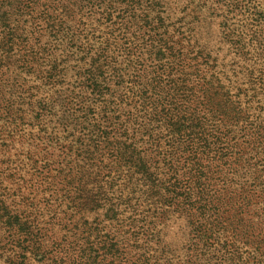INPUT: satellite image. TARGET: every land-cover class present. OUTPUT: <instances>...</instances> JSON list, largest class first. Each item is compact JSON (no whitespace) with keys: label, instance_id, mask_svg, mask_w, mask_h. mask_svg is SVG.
<instances>
[{"label":"trees","instance_id":"obj_1","mask_svg":"<svg viewBox=\"0 0 264 264\" xmlns=\"http://www.w3.org/2000/svg\"><path fill=\"white\" fill-rule=\"evenodd\" d=\"M78 1L0 0V148H5L0 149V238L20 257L12 263L23 264L27 253L42 247L33 205L47 201V192H63V218L79 206H107L102 221L132 210L128 233L134 228L137 237L146 236L136 222L144 214L135 211L129 196L137 175L154 198L151 205L189 217L193 237L212 246L211 264L240 263L246 250L251 264H261L264 220L243 219L241 210L252 196H264V118L252 119L220 81H199L189 67L209 55L167 23L162 0H149L142 18L134 12L140 0H125L120 8L119 0ZM95 17L97 25H90ZM10 68L17 74L14 81ZM46 123L78 131L82 142L76 151L83 164L76 155L67 165L57 157L39 164L30 150L23 159L11 157L5 137L27 140L24 124L39 127L41 136ZM248 153L257 159L250 183L258 181L261 188L250 189L251 196L242 200L249 183L234 184L230 177L242 163L248 166ZM230 210L234 218L228 217ZM88 222L64 223L74 241L65 247L55 242L53 252L71 255L62 263L125 264L118 237L104 235L100 222ZM79 230L82 235L76 236Z\"/></svg>","mask_w":264,"mask_h":264},{"label":"rangeland","instance_id":"obj_2","mask_svg":"<svg viewBox=\"0 0 264 264\" xmlns=\"http://www.w3.org/2000/svg\"><path fill=\"white\" fill-rule=\"evenodd\" d=\"M18 1L14 0V2ZM72 1L79 2L78 0ZM140 1L142 2L134 12L139 18H142L145 15L142 10L148 11L149 0ZM162 1L163 8L166 10L165 14L169 15L167 23L171 27L181 28L186 37L191 40L187 43L197 50L204 49L205 53L209 55L206 60H197L189 67L198 73L199 81L202 83L212 82L215 79L220 81L233 94H237L242 104L247 107V112L252 119L259 121L260 117L264 118V0ZM125 2V0H119L116 4L117 8L126 6ZM115 15H118L116 11ZM89 24L97 25V17L91 18ZM104 26L105 23L101 19V28ZM134 26L137 27L136 24ZM7 74L12 76L13 81L17 75L13 68H10ZM70 88H73L72 84ZM41 95H43V91L39 93V96ZM42 128L45 131H42L39 136L37 133L39 127H30L28 124H24L23 130L26 132L27 140H22L18 136L14 140L5 137L8 141V152L13 153L11 157L23 159L26 151L30 150L35 157H38L39 164H50L52 161L55 162L57 157L62 165H67L75 155L79 156L75 159L78 164L84 163L83 157L76 151V147L82 142L77 140L78 131H72L69 126L64 124L58 126V124L46 123ZM7 130L8 128L4 132ZM30 131L32 139H29ZM34 133L36 137H34ZM49 137L58 140L61 145L51 144ZM30 140H34L32 144H29ZM2 150H0V157L4 154ZM247 156L248 166L242 163L236 173L230 177L234 184H241L242 181L249 183L241 190L243 192L242 200L246 199L245 196H251L250 189L259 190L261 188L258 181H255L254 184L250 183L253 181L252 177L257 175L254 171L256 155L248 153ZM251 158L252 160H250ZM135 178L138 182L133 186L134 191L129 196L133 198V202H136L135 211L144 214L136 222L137 226H143L142 231L146 232V236L137 237L134 228L128 233L126 225L129 224L127 220L132 214V210L125 209L120 213L118 220L102 221L101 218L104 217L107 206L93 210H90V207L79 206L68 210L71 214L70 218L67 216L63 218V211L67 208L63 192L57 190L53 194L47 192L46 197L49 198L47 201L40 203L36 200L33 205L34 211H39L40 215L39 232L42 231L40 235L42 236V247L35 252L27 253L23 264H55L56 260H60L58 264H61L68 262L67 259L70 261L71 255L63 250L60 249L59 253V249H54L53 252L55 242L62 241V247L71 245L74 237L68 235L66 228L62 229L64 223H77L83 227L82 223L85 220L100 222L101 232L104 235L111 233L118 237V246L123 252L125 264H135L133 263L135 260H139L140 264H211L210 262H214V259L208 254V250L212 246H207L200 238L193 237L189 217L172 209L165 213L161 212L159 208L156 209L155 204H150L154 202L152 201L154 198L147 191L148 187L143 184V181L140 182L137 175ZM91 186L93 183L88 185V187ZM116 188L118 191L115 194L120 196L122 186L119 185ZM68 190L72 191L73 188L70 187ZM29 191V188H24L25 194H28ZM251 199L252 203L249 206H244L241 210L242 218H249L255 224L263 223L264 196L258 195L254 198L252 196ZM228 217H235L233 211H229ZM137 226L134 227L139 229ZM75 234L76 236L82 235V230ZM94 234L95 232L92 234V238ZM0 235L4 237L3 228L0 229ZM221 238L228 240L227 235ZM0 239V264H13V260L20 258L17 251L9 244L3 243L6 240ZM1 244L4 245L1 247ZM219 249V246L214 248L215 251ZM262 249L259 257L262 259L261 264H264V247ZM248 253L249 250H246L244 259L242 258L240 263L233 262L231 264H251ZM57 256H61V258H56Z\"/></svg>","mask_w":264,"mask_h":264}]
</instances>
